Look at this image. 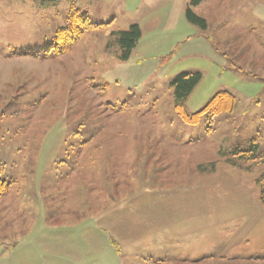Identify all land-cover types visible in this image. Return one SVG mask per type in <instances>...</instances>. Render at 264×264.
<instances>
[{
  "label": "rangeland",
  "instance_id": "rangeland-1",
  "mask_svg": "<svg viewBox=\"0 0 264 264\" xmlns=\"http://www.w3.org/2000/svg\"><path fill=\"white\" fill-rule=\"evenodd\" d=\"M190 3L0 0V264H151L164 249L180 264L162 257L196 237L260 253L264 166L227 159L253 138L264 153V0ZM74 10L104 26L60 53ZM132 24L120 61L111 34ZM183 72L202 75L187 115L222 91L233 111L186 123L170 87Z\"/></svg>",
  "mask_w": 264,
  "mask_h": 264
},
{
  "label": "trees",
  "instance_id": "trees-1",
  "mask_svg": "<svg viewBox=\"0 0 264 264\" xmlns=\"http://www.w3.org/2000/svg\"><path fill=\"white\" fill-rule=\"evenodd\" d=\"M201 2L202 0H191L190 5L196 6ZM185 17L190 24L197 26L201 30L207 28L205 19L194 14L189 7L185 9ZM67 20V25L64 28L58 29L56 32V39L62 44L59 50L60 53L67 52L72 44L75 43L86 31L104 26L102 24L90 22L86 13L80 12L79 10H74ZM140 38L141 29L137 24H132L124 31L112 33L111 39L112 43L116 46L115 54L117 59L120 61H127L132 51L136 48ZM108 46L109 43H107V47ZM201 78L202 75L199 72H183L178 74L170 82L174 99V108L180 117L189 124L197 123L201 114L209 113L212 117H215L221 113L231 112L235 107V97L227 91H222L215 94L200 111L192 115H187L183 108L184 102L200 82ZM258 147L256 138H253L248 144V149L245 151L235 149V152H238L239 154L233 152L232 158H228L227 162L231 165H235L233 156L236 155L243 161L248 159H258L264 166V154L262 155L260 153ZM4 182L5 180L0 179V195L3 194L9 186V183L5 184ZM257 183L260 188L259 200L264 207V167L257 179Z\"/></svg>",
  "mask_w": 264,
  "mask_h": 264
},
{
  "label": "crops",
  "instance_id": "crops-1",
  "mask_svg": "<svg viewBox=\"0 0 264 264\" xmlns=\"http://www.w3.org/2000/svg\"><path fill=\"white\" fill-rule=\"evenodd\" d=\"M261 153L264 154L262 151ZM244 170L250 171V169ZM255 182L257 183V180ZM262 208L264 209L263 206ZM262 233L264 234V230H262ZM195 243L198 245H196L198 251H187L186 246H181L176 249L177 251L180 250L177 255L163 256L162 258H173L172 261L180 264H264V239L259 249L261 250L260 253L256 252L253 255L244 250L241 245H238L239 249H235L234 241L225 237H212L210 240H202L196 237ZM166 251L168 250L158 251L161 254L154 256L158 258L151 264H166L163 259H160Z\"/></svg>",
  "mask_w": 264,
  "mask_h": 264
}]
</instances>
